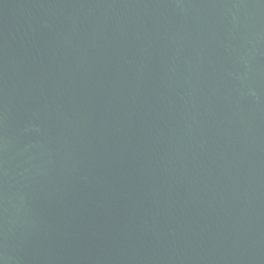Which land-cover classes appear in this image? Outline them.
Masks as SVG:
<instances>
[{
	"label": "water",
	"instance_id": "water-1",
	"mask_svg": "<svg viewBox=\"0 0 264 264\" xmlns=\"http://www.w3.org/2000/svg\"><path fill=\"white\" fill-rule=\"evenodd\" d=\"M0 264H264V0H0Z\"/></svg>",
	"mask_w": 264,
	"mask_h": 264
}]
</instances>
